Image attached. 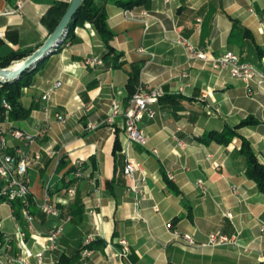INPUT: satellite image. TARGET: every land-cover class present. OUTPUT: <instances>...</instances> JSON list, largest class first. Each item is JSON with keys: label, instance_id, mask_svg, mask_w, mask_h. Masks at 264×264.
<instances>
[{"label": "crops", "instance_id": "crops-1", "mask_svg": "<svg viewBox=\"0 0 264 264\" xmlns=\"http://www.w3.org/2000/svg\"><path fill=\"white\" fill-rule=\"evenodd\" d=\"M71 1L0 0V58L40 48ZM129 1L97 0L114 35L110 45L121 54L119 68L106 62L104 43L85 23L41 62L30 86L21 90V103L31 114L25 121H12V126L31 135L47 130L28 149L30 155L40 156L27 169L32 196L40 205L48 183L58 210L81 207L73 215L64 214L70 220L56 248L44 254L43 264L73 255L89 237L96 243L89 256H82L85 264H120L122 239L129 245L132 264L264 262V194L246 177L245 160L238 155L240 141L226 147L197 140L252 117L256 123L239 134L264 166V91L213 69L178 43L182 38L213 57L230 51L258 67L264 63V0H142L128 10L118 5ZM18 2L23 3L19 13L7 15ZM91 58L103 64L85 65ZM135 70V91L161 87L165 92L154 106L155 117L139 124L144 145L128 140L121 117L106 122L112 102L127 105L128 74ZM55 82L60 86L42 100ZM60 161L67 167L57 172ZM76 161L83 162L90 179L79 181L76 194L69 197L63 185L72 175L65 173ZM125 161L138 164L145 173L137 198L123 175ZM31 212L37 231L45 236L55 219L36 205ZM2 213L5 230L12 232L7 211ZM215 232L235 238L237 246H206ZM184 234L192 236L193 245L184 241ZM43 244L42 239L27 237L21 253L14 244L12 254L37 264L33 255Z\"/></svg>", "mask_w": 264, "mask_h": 264}, {"label": "built area", "instance_id": "built-area-1", "mask_svg": "<svg viewBox=\"0 0 264 264\" xmlns=\"http://www.w3.org/2000/svg\"><path fill=\"white\" fill-rule=\"evenodd\" d=\"M22 6L23 3L18 2L16 8L7 11L6 14L19 13ZM178 43L185 45L194 58L210 63L213 69L226 71L232 78L241 80L246 85L254 83L258 91H264V63L257 67L241 61L238 55L230 51L213 57L206 51L195 49L182 38L178 39ZM84 63L90 67L103 64L101 60L96 58L87 59ZM60 84V82H55L42 96V100H47L49 94L58 88ZM164 96L165 92L161 87L139 88L128 100L125 107L112 102L111 113L106 122L113 123L115 118L121 117L128 140L135 144L144 145L146 137L139 124L144 118L153 119L155 117L154 106ZM10 111L11 106L5 100H2L0 104V264H28L26 259L24 260L20 255L12 254L14 244L21 253L22 249L26 247L27 237L34 241L42 239L45 242V244L40 245V250L33 255L37 264H43L44 254L56 248L57 241L63 231V225L70 220V217L62 215L60 210L52 204L48 194L51 186L48 183L45 185V197L40 205L31 194L27 169L33 161L39 160L40 156L38 154L30 155L28 149L34 144L35 138L43 136L47 130L44 129L37 132L36 135H31L13 127L12 121L9 119ZM215 111L217 112V110ZM57 120L63 122L64 117L58 115ZM89 128H92V126ZM178 143L183 145L181 142ZM73 168L72 179L75 182L66 189V195L69 197L76 194L79 181L90 179V176L83 171L82 161H76ZM137 173H139V176H137ZM123 175L130 181L129 191L137 198L141 192L140 184L145 183V173L138 164L125 161ZM167 177L172 179L173 175L167 173ZM199 186L202 185L199 184ZM34 205L47 217L55 219L45 236L36 229L35 219L31 212ZM2 209L7 211V218L12 227V232L5 230V217ZM166 226L168 229L171 227L170 224ZM182 237L187 244H194L191 235L184 234ZM92 241L93 239L89 237L85 245ZM118 244L120 246V250L117 252L119 263L132 264L129 262L130 248L128 243L122 239L118 241ZM205 245L209 247L237 246V241L235 238H228L215 232L209 234ZM28 254L32 256L30 253ZM89 255V250L82 252L83 257Z\"/></svg>", "mask_w": 264, "mask_h": 264}, {"label": "trees", "instance_id": "trees-1", "mask_svg": "<svg viewBox=\"0 0 264 264\" xmlns=\"http://www.w3.org/2000/svg\"><path fill=\"white\" fill-rule=\"evenodd\" d=\"M142 0H131L129 2H120L118 5L125 10L131 9L134 6H139ZM85 23H89L92 25L93 29L96 31L102 42L104 43L107 53L104 56L106 62L112 68H119L120 63L119 59L121 58V54H118L111 47L110 43L113 40V33L110 31L107 25V14L104 6L98 4L97 0H84L79 10L71 20L68 26V35L72 34L74 28L81 27ZM67 35V36H68ZM37 50V49H36ZM36 50L27 49L22 51L11 52L10 54L0 58V68H8L12 64L16 62H22L26 58H28L31 54H33ZM41 65V62L35 67V69L28 70L22 74L20 79L6 83L0 84V104L2 100H5L10 106L11 111L9 113L10 121H25L29 118L31 114L30 108H25L21 103V90L22 88L29 87L33 75L37 69V67ZM137 70L129 72V80L128 86L131 89V93L129 95V99L135 93V89L133 86L137 80ZM165 97V96H164ZM163 97V98H164ZM162 99V98H161ZM256 122L252 117H249L239 124L235 126L226 125L221 131H210L203 135V137L197 139L198 142L209 145L210 143H215L221 146H228L232 143L233 140L237 139L240 141V148L238 151V155L242 156L246 163V177L250 179L256 185L258 191L264 194V166L260 163L254 151L252 150L251 144L248 140L242 137L239 134V130L241 128L254 125ZM120 151L119 141L116 137L114 142L113 154L117 157V154ZM67 164L60 161L57 172L65 169ZM124 168V167H123ZM74 171L73 167H69L65 174L72 175ZM75 181L73 179H69L63 185L64 189H67L68 186L73 184ZM111 184V183H110ZM113 186V185H112ZM110 185L109 187L112 188ZM81 207L76 204L75 206H70L67 210L60 208V212L62 215L64 214H75ZM96 242H90L89 244L84 245L80 249H78L73 255H61L56 264H85V260L82 257V252L84 250H91ZM101 243V241H98ZM257 264H264L257 263Z\"/></svg>", "mask_w": 264, "mask_h": 264}, {"label": "water", "instance_id": "water-1", "mask_svg": "<svg viewBox=\"0 0 264 264\" xmlns=\"http://www.w3.org/2000/svg\"><path fill=\"white\" fill-rule=\"evenodd\" d=\"M83 2L84 0L71 1L58 25L44 44L28 58L22 61L19 67L14 70H12L11 67L0 68V84H6L20 79L24 72L35 69L40 62L54 53L67 37L68 26Z\"/></svg>", "mask_w": 264, "mask_h": 264}, {"label": "bare ground", "instance_id": "bare-ground-1", "mask_svg": "<svg viewBox=\"0 0 264 264\" xmlns=\"http://www.w3.org/2000/svg\"><path fill=\"white\" fill-rule=\"evenodd\" d=\"M15 65L11 67L12 70L16 69L17 67H19V65L21 64V62H16L14 63Z\"/></svg>", "mask_w": 264, "mask_h": 264}, {"label": "rangeland", "instance_id": "rangeland-1", "mask_svg": "<svg viewBox=\"0 0 264 264\" xmlns=\"http://www.w3.org/2000/svg\"><path fill=\"white\" fill-rule=\"evenodd\" d=\"M14 65H15V64H12L10 67H12V66H14ZM215 113L217 114L218 112L215 111ZM10 231H11V230H10ZM230 247H233V246L228 245L226 248L232 249V248H230ZM237 250H239V249H238V248L234 249V252L237 251Z\"/></svg>", "mask_w": 264, "mask_h": 264}]
</instances>
